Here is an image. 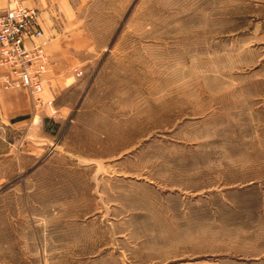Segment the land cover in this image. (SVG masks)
I'll return each instance as SVG.
<instances>
[{"label":"rangeland","instance_id":"374dc122","mask_svg":"<svg viewBox=\"0 0 264 264\" xmlns=\"http://www.w3.org/2000/svg\"><path fill=\"white\" fill-rule=\"evenodd\" d=\"M88 18L104 49L57 148L0 179V264H264V0Z\"/></svg>","mask_w":264,"mask_h":264},{"label":"crops","instance_id":"0c3cea01","mask_svg":"<svg viewBox=\"0 0 264 264\" xmlns=\"http://www.w3.org/2000/svg\"><path fill=\"white\" fill-rule=\"evenodd\" d=\"M19 1L38 12L37 26L47 42L50 59L39 98L52 102L57 117L50 119L49 109L34 113L26 89L6 90L0 85V133L7 139L6 145L0 141V179L4 175L11 177L20 165L30 170V165L38 164L48 148H57L63 125L73 115L78 95L83 91L86 68L94 62L95 53L104 49L93 38L95 33L88 23V10L101 0ZM6 6V0H0V11ZM74 68H80L83 77H76ZM2 72L0 67V75ZM178 264L218 263L203 260Z\"/></svg>","mask_w":264,"mask_h":264},{"label":"built area","instance_id":"2783aa9c","mask_svg":"<svg viewBox=\"0 0 264 264\" xmlns=\"http://www.w3.org/2000/svg\"><path fill=\"white\" fill-rule=\"evenodd\" d=\"M6 2V8L0 11V67L3 69L0 85L6 90L26 89L32 99L34 113L49 109V118L55 120L57 112L52 102H43L39 98L50 59L47 42L37 26L38 12L24 7L19 0ZM72 72L76 77L82 76L78 68ZM38 124H41L40 119Z\"/></svg>","mask_w":264,"mask_h":264}]
</instances>
